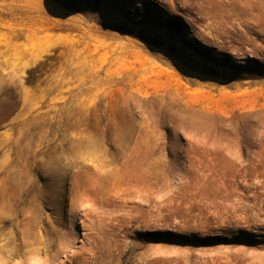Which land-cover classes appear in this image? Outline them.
Masks as SVG:
<instances>
[{
  "label": "rangeland",
  "instance_id": "1",
  "mask_svg": "<svg viewBox=\"0 0 264 264\" xmlns=\"http://www.w3.org/2000/svg\"><path fill=\"white\" fill-rule=\"evenodd\" d=\"M0 264H264V0H0Z\"/></svg>",
  "mask_w": 264,
  "mask_h": 264
},
{
  "label": "trees",
  "instance_id": "2",
  "mask_svg": "<svg viewBox=\"0 0 264 264\" xmlns=\"http://www.w3.org/2000/svg\"><path fill=\"white\" fill-rule=\"evenodd\" d=\"M231 122L225 120L223 123H216L214 124V127L211 129V135H218L222 132L229 131V127H227V124H230ZM247 131V128L243 125V123H240V136H242ZM165 132L168 133V130L165 129Z\"/></svg>",
  "mask_w": 264,
  "mask_h": 264
}]
</instances>
